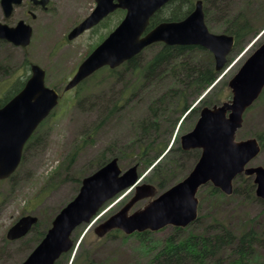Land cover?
Wrapping results in <instances>:
<instances>
[{
	"label": "water",
	"instance_id": "water-1",
	"mask_svg": "<svg viewBox=\"0 0 264 264\" xmlns=\"http://www.w3.org/2000/svg\"><path fill=\"white\" fill-rule=\"evenodd\" d=\"M173 0H96L94 12L69 34L73 40L98 25L117 9L126 11L119 26L80 65L65 91L108 66L112 69L131 61L147 47L200 46L210 51L217 71H222L235 47V38L212 33L206 23L202 0L183 21H167L147 32L151 18ZM9 7V0L3 1ZM46 4V0L42 2ZM147 32V33H146ZM146 33V34H145ZM31 27L8 29L0 25V37L28 46ZM46 72L32 66L24 89L5 106L0 104V180L9 179L19 168L27 142L39 125L59 104L60 94L48 88ZM232 99L213 108L204 107L192 131L180 138L184 151L199 149L201 156L191 173L181 182L157 196L148 183H140L138 166L123 172L115 158L82 181L78 195L55 217L44 239L21 264H56L74 246L72 235L82 224L91 223L101 208L120 193L134 188L133 198L118 212L102 222L95 234L103 238L119 230L125 235L157 232L168 226L185 228L198 216L197 193L212 184L227 195L233 193L234 180L242 175L254 177L256 196L264 200V167L247 166L261 153L260 142L250 138L237 142L244 115L264 91V43L245 61L228 83ZM151 198L144 209L129 214L135 204ZM38 223L35 216H24L7 233L16 241L27 236Z\"/></svg>",
	"mask_w": 264,
	"mask_h": 264
},
{
	"label": "trees",
	"instance_id": "trees-1",
	"mask_svg": "<svg viewBox=\"0 0 264 264\" xmlns=\"http://www.w3.org/2000/svg\"><path fill=\"white\" fill-rule=\"evenodd\" d=\"M196 1L174 0L154 16L149 29L163 21L185 19L193 11ZM203 1L207 24L209 25L211 18L217 14L222 21L220 27L225 33L235 37L234 52L243 51L244 44L248 40L256 38L264 31V23L258 28L259 25L254 22L255 18L251 17L247 10L233 11L227 0ZM261 10L263 11L261 6L256 10L253 8L252 13L259 14ZM159 45L160 49L152 56L145 57L143 51L117 69L100 70L78 86L76 96L72 99L74 107L81 108L88 104V98L94 95L90 93L93 87L86 86L92 78L95 79L93 80L95 88L101 89L107 83L113 89L116 101L110 107L108 104L97 107L95 112L100 110V113L95 127L84 141L78 143L69 153L66 163L55 170L46 189L53 185L52 181L56 177L61 178L64 172L62 170H66V174L70 171L80 153L84 151L88 142L93 141L97 132L103 130L112 121L121 119L127 112L134 113L142 106L143 100L137 101V96H140V99H147L148 103L145 108L146 115L133 123L132 130L135 137L120 150L122 155L111 156L108 150L103 151L94 161L95 169L89 175L113 158L118 157L119 161L127 160L130 154L128 151H132L133 155L131 166L138 164L140 173L149 170L148 176L144 179L154 185L159 193L165 192L186 178L193 170L201 152L200 150L183 151L179 140L182 134L179 136V133L190 121L194 124L183 132H189L194 127L203 107L220 105L225 99L231 98L227 91L228 81L224 76L221 77L223 72L217 71L213 55L208 50L199 46ZM29 66L30 63L27 62L22 66L24 70L22 69L19 75H15L12 71L10 78L0 79V102L3 105L24 88L29 78ZM125 74L128 76L125 77ZM145 83H149L152 90H146ZM140 91H146L148 96L141 97ZM198 100L200 102L195 105ZM258 101L264 102V92ZM180 122L178 133L169 149L172 141L162 139L159 135L164 125L172 126V129L177 130ZM253 137L261 142L264 149V130ZM41 144L39 128L27 143L21 166L24 165L28 152L39 148ZM109 147L113 148L111 145ZM19 169L11 179L18 175ZM73 177H76L75 180L81 186L83 179ZM65 180L63 179L62 182ZM242 183H247V187L242 188ZM199 197L202 203L211 206L210 209L212 208L214 214L222 204L235 202L246 207L250 202L258 200L253 177L244 175L236 180L232 196H226L209 185L203 191L200 190ZM199 210H202V207ZM234 212H237L238 217L232 222L231 215H227L225 211L214 216H211V213L200 214L191 226L186 229L174 228L172 234L161 241L155 240L152 232L134 234L139 239L140 246L137 252L142 253L141 258L147 259L146 264H264V214L256 219H249L248 212L240 210ZM50 227L51 224L49 226V223L39 221L30 234L20 240L21 245L33 250L43 240ZM109 235L124 240L134 236H125L119 231ZM89 237V232L85 233L79 245L81 246L84 241L87 242ZM77 243L78 238L75 239V245ZM96 248L97 246L94 247ZM72 253L73 250L63 255L56 264H61L63 259H67V263L70 261V264H103L96 263L92 259V251L87 247L73 256Z\"/></svg>",
	"mask_w": 264,
	"mask_h": 264
},
{
	"label": "rangeland",
	"instance_id": "rangeland-1",
	"mask_svg": "<svg viewBox=\"0 0 264 264\" xmlns=\"http://www.w3.org/2000/svg\"><path fill=\"white\" fill-rule=\"evenodd\" d=\"M227 1L231 4L233 11L247 10L251 17L255 18V24L259 25L257 27H262V23H264V0ZM260 6L263 9L261 13H252L253 8L256 10ZM94 8L95 0H55L52 13H35L37 17L39 15V18L35 22V35L31 45L23 53L14 50L12 52V57L16 58L17 66L20 63V59L25 55L27 62L38 64L46 70V84L49 87H56L61 90L65 82L75 74L90 44L94 43L93 47L100 44L101 40L121 20L120 14L113 15L104 23L101 29L93 33L86 32V34L71 44L67 43V34L72 26L88 18ZM220 23H222L221 19L215 14L208 25L209 30L214 34H227L220 27ZM259 35L261 34H258L252 40H248L244 44L243 51L234 52L233 50L229 55L224 76L227 81L239 71L245 61L264 43V36L260 38ZM258 38L260 39L254 45ZM149 48L144 50L145 57L152 56L160 49V45L151 46L152 50H149ZM30 73L29 66L28 76H30ZM127 76L125 74V77ZM3 78L5 76L0 75V79ZM93 80L95 79H90L86 85L93 87L90 93H94L91 98H88V104L83 105L81 108L72 106V99L75 97L76 91L66 92L62 96L55 114L40 128L41 146L28 152L24 165L20 167L19 173L14 179L0 180V264H20L32 251L23 247L20 240L9 241L6 239L8 230L22 216H37L40 221L45 224L49 223L50 226L56 214L79 193L80 183L73 176H77L80 179L89 176L91 171L95 169L93 166L94 161L103 151L108 150L111 156L112 154L122 155L120 150L135 137V133L132 130L133 123L146 115L145 108L146 103H148L147 99H140V96H137L136 99L137 101L143 100V104L139 109H136V112H127L121 119L112 121L103 130L97 132L93 139L94 142H88L84 151L80 153L76 162L70 168V171L66 174V170H62L64 172L61 178L56 177L52 181L53 185L46 189L47 183L51 181L50 178L55 170H58L63 163H66L69 153L73 151L78 143L83 142L84 138L95 127L96 119L100 113V110L95 112L97 107L100 108L99 106L102 107L105 104L110 107L116 101L113 89L107 83L103 85V88L98 89L94 87ZM145 89L150 91L152 87H149V83H145ZM227 91L231 97L232 93L229 86H227ZM139 93L140 95L142 94L141 97L148 96L146 91H140ZM224 101H228V99ZM90 102L94 104L92 105ZM193 124V121L187 123L184 130L180 131L179 136L189 130ZM263 130L264 102L258 101L245 115L244 125L239 130L236 140L248 139ZM176 131V129H172V126L164 125L159 137L171 142L176 135ZM110 145L113 148H110ZM128 152L130 154L127 160L119 161L123 171H126L132 165V151ZM251 165L264 167V149ZM147 173H149V170L143 173H140L139 170L143 182H146L144 178L148 176ZM63 179L66 180L62 182ZM246 187L247 183H242V188ZM204 189L206 188L204 187ZM204 189L202 188V191ZM134 194V190L119 194L103 206L90 224H83L78 227L72 237L74 243L75 239L78 238V243L75 245L76 248L73 250L72 256L82 248L87 247L92 251V259L96 263L146 264L147 259L141 258L142 253L137 252L140 245L139 239L135 235L128 240H124L123 238L110 235L99 238L95 234V229L110 216L121 210L133 198ZM150 201L151 199H147L135 204L129 214L144 209ZM200 207H202V210L199 211V215L211 213V216H214L221 211H225L228 213L227 215H231V222L238 217L237 212H234V210L248 212L249 219H256L261 214H264V200L261 199L253 203L250 202L246 207L240 206L235 202L222 204L221 207L217 208L216 214H214L215 212H213L212 208L210 209V205L204 204L202 201L200 202ZM173 230L174 227H167L159 232H152L154 234L153 238L161 241L172 234ZM87 232H89L90 237L87 242H82L80 246L79 241L82 240ZM95 246H97L96 249H94ZM61 264H70V261L67 263V259H63Z\"/></svg>",
	"mask_w": 264,
	"mask_h": 264
},
{
	"label": "flooded vegetation",
	"instance_id": "flooded-vegetation-1",
	"mask_svg": "<svg viewBox=\"0 0 264 264\" xmlns=\"http://www.w3.org/2000/svg\"><path fill=\"white\" fill-rule=\"evenodd\" d=\"M3 1L4 0H0V25L5 26L8 29H17L20 27V25L22 26V24L29 25L33 29V37H34L35 22L39 18V15L37 17L35 13L38 14L52 13L55 0H46V4L42 3L45 0H9L10 6L7 8L5 7ZM116 14H118V12L109 15L103 20V22L107 21L110 17ZM77 25L78 24L72 26L70 32L67 34V38H66L67 43L69 42L71 44L73 41L86 34L84 33L76 39L69 40L68 38L69 34ZM101 26L102 25H99V27L98 26L94 27V29L90 30L87 33L101 29L102 28ZM25 49L27 48L22 47L21 45H17L5 38L0 37V75H4L5 77L10 78L11 72L15 70V65H16L15 75H19L18 72L20 71L22 72V69L24 70V67L22 68V66L24 64L26 65L27 63L26 56L24 55V57L20 59V63L17 66L15 61L16 58L12 57V52L14 50L16 52L23 53ZM80 64L81 63H79V65Z\"/></svg>",
	"mask_w": 264,
	"mask_h": 264
}]
</instances>
